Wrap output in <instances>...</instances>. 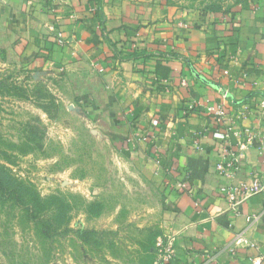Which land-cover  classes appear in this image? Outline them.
Wrapping results in <instances>:
<instances>
[{"label": "crops", "instance_id": "obj_1", "mask_svg": "<svg viewBox=\"0 0 264 264\" xmlns=\"http://www.w3.org/2000/svg\"><path fill=\"white\" fill-rule=\"evenodd\" d=\"M0 48L62 69L145 152L166 185L169 264H264V190L219 192L264 179V0L209 15L181 0H0Z\"/></svg>", "mask_w": 264, "mask_h": 264}, {"label": "rangeland", "instance_id": "obj_2", "mask_svg": "<svg viewBox=\"0 0 264 264\" xmlns=\"http://www.w3.org/2000/svg\"><path fill=\"white\" fill-rule=\"evenodd\" d=\"M243 1L181 3L209 15ZM116 130L62 69L0 48V264H152L165 181Z\"/></svg>", "mask_w": 264, "mask_h": 264}, {"label": "built area", "instance_id": "obj_3", "mask_svg": "<svg viewBox=\"0 0 264 264\" xmlns=\"http://www.w3.org/2000/svg\"><path fill=\"white\" fill-rule=\"evenodd\" d=\"M59 42H62L60 38ZM261 107L264 109V99L261 102ZM215 119L220 121L222 119V111L217 109L215 111ZM242 134L250 136V130L248 128H243L241 131ZM220 170L224 169V165H219ZM182 190H187L188 186L185 182L180 184ZM264 190V179H261L258 176H253L248 183H243L238 186H222L219 188V192L231 203H233L236 197L242 193L243 196H247L259 191ZM196 199L194 198V202ZM238 242H234L236 245ZM155 247L157 250V257L153 260L152 264H169L175 258V249H174V237L173 236H159L156 239ZM255 264H259V261H255Z\"/></svg>", "mask_w": 264, "mask_h": 264}]
</instances>
